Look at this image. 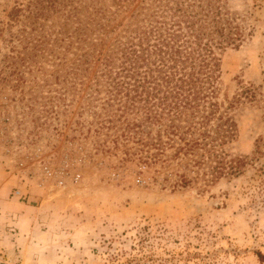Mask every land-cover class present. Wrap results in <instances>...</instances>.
Here are the masks:
<instances>
[{
  "label": "rangeland",
  "instance_id": "1",
  "mask_svg": "<svg viewBox=\"0 0 264 264\" xmlns=\"http://www.w3.org/2000/svg\"><path fill=\"white\" fill-rule=\"evenodd\" d=\"M28 1L0 0V170L16 175L11 198L35 208L27 213L37 218V233L26 261L37 254L39 264H264V0L213 1L245 28L239 48L218 51L217 79L222 111L232 106L225 163L244 164L214 182L174 149L145 163L128 153L137 144H115L126 123L115 116L114 127L100 129L94 73L83 89L66 92L57 62L15 71L7 55L25 51L16 41L11 52L9 34L20 25L8 28L9 14ZM169 1L107 0L118 12L113 37L146 24ZM184 178L191 183L183 186Z\"/></svg>",
  "mask_w": 264,
  "mask_h": 264
},
{
  "label": "trees",
  "instance_id": "2",
  "mask_svg": "<svg viewBox=\"0 0 264 264\" xmlns=\"http://www.w3.org/2000/svg\"><path fill=\"white\" fill-rule=\"evenodd\" d=\"M213 1L218 2L170 0L146 24L128 25L113 37L118 12L107 0H29L12 9L8 23L10 29L20 25L9 34L11 52L16 41L25 52L7 59L15 71H44L41 62H57L66 92L83 89L94 73L99 79L89 89L97 93L91 102L100 110L95 112L100 129L126 123L117 130L115 144L119 138L137 144L128 153L141 155L145 163L174 149L173 156L191 157V168L214 182L238 175L244 164L242 158L225 163L232 129L226 116L232 106L222 111L217 79L218 51L239 48L245 28L237 15L214 8ZM103 92L106 98L98 96ZM115 107L120 114L114 115ZM184 179L183 186L191 183ZM258 257L264 262L263 254Z\"/></svg>",
  "mask_w": 264,
  "mask_h": 264
},
{
  "label": "crops",
  "instance_id": "3",
  "mask_svg": "<svg viewBox=\"0 0 264 264\" xmlns=\"http://www.w3.org/2000/svg\"><path fill=\"white\" fill-rule=\"evenodd\" d=\"M12 174L0 170V212L2 209L6 212L5 215L0 214V254L13 264H39L37 254L31 255V261H26V250L35 242L37 233V218L33 215L35 208L11 198V190L16 182V175ZM29 211L33 214H27ZM21 223L25 227L21 228Z\"/></svg>",
  "mask_w": 264,
  "mask_h": 264
},
{
  "label": "built area",
  "instance_id": "4",
  "mask_svg": "<svg viewBox=\"0 0 264 264\" xmlns=\"http://www.w3.org/2000/svg\"><path fill=\"white\" fill-rule=\"evenodd\" d=\"M80 177L77 176L75 181H77ZM64 185V181H59V186H63ZM13 196L18 198V199H23L24 198V193L21 189L19 188H15L13 191ZM0 264H13L12 262H10L8 259H6L3 256H0Z\"/></svg>",
  "mask_w": 264,
  "mask_h": 264
}]
</instances>
